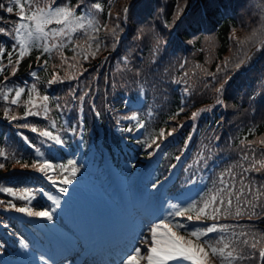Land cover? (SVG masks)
<instances>
[{
    "label": "trees",
    "instance_id": "16d2710c",
    "mask_svg": "<svg viewBox=\"0 0 264 264\" xmlns=\"http://www.w3.org/2000/svg\"><path fill=\"white\" fill-rule=\"evenodd\" d=\"M0 3L5 4L0 9V28L6 30L0 34V48L4 49L0 62L7 65L8 52H12L13 60L12 66L0 72V89L8 96V100L0 98V150L5 153L0 157V164L4 165L0 168V185L18 192L23 189L55 192L51 181L33 167L37 159L35 149L39 148L44 153L39 157L41 162L49 159L54 165L48 173L54 180L81 178V171L89 173L84 165L88 161L97 168L92 173L99 187L111 166L129 181L128 188L142 186L146 189L145 196L151 197L152 184L168 177L164 183L161 219L172 224L177 216L169 217V212L188 208L193 203L197 210L185 211L181 217L192 216L198 221V208L203 206V201L218 189H224L221 195L225 196V204L220 205L217 219L201 215L198 223L200 227L213 223L229 225L227 232L209 233L207 238L214 240L224 235L237 251L243 247V240L251 241L255 237L259 240L256 257L233 264H259L258 252L264 248V210L257 207L255 214H249L246 201L252 199L249 186L264 192L261 188L264 170L244 169L254 160L264 158V0H84L83 4L80 0H40V6L68 4L75 7L77 14L87 12V6L100 3L103 11L92 10L100 31L93 32L85 21L86 34L73 33L72 39L50 36L39 40L42 45L57 47L50 53H44L42 47H30L23 58L19 57L18 47L13 51V36L7 34L19 22V8L13 5L14 12L8 13V0ZM125 7L127 14L123 11ZM53 27L59 26L53 22L45 30ZM113 28L116 38L108 31ZM89 36L102 41L95 56L91 53L96 42L89 48ZM61 43L63 48H59ZM13 66L17 69L14 75ZM36 67L34 78L25 85L19 82L20 75ZM53 76H58L59 81L49 84ZM33 84L35 90H31ZM19 87L25 88V92L18 98V104H11ZM8 88L13 91L7 92ZM29 95L37 107L26 103ZM43 95L50 97L46 116L40 99ZM80 96H84L83 101L78 99ZM181 107L183 112L170 119ZM29 110L41 114L25 115ZM194 112L199 115L192 119ZM133 114L137 120L125 119ZM138 123L144 126L139 128ZM25 124L29 127H23ZM32 127L38 131L33 132ZM129 128L132 131L125 130ZM44 129L59 135L63 143L58 145L41 137L39 130ZM162 129L165 137L157 138ZM154 139L161 145L159 149ZM245 154L248 160L243 159ZM68 160L75 161L78 168L74 177L69 174L71 166L65 171L55 167L66 165ZM197 186L191 198H182L183 193ZM229 190L230 197L225 195ZM229 198L231 206L227 204ZM0 201H3L0 256H9L18 239L41 240L13 213L16 210L8 206L11 201L17 207H24L26 201L3 192ZM256 203L264 205V196ZM218 204L219 197L206 212L210 214ZM48 205L49 201L40 194L27 203L34 209ZM225 207L231 215L224 214ZM238 207L243 212L240 216L235 215ZM242 232L246 235H240ZM192 239L203 244L204 238ZM204 247L209 253L208 264H221L219 257L213 256L207 245Z\"/></svg>",
    "mask_w": 264,
    "mask_h": 264
},
{
    "label": "snow or ice",
    "instance_id": "6c2138e0",
    "mask_svg": "<svg viewBox=\"0 0 264 264\" xmlns=\"http://www.w3.org/2000/svg\"><path fill=\"white\" fill-rule=\"evenodd\" d=\"M84 0H80V4H83ZM9 6L6 7V11L8 13L14 12L13 5L17 6L19 8L18 17L19 22L15 25L14 31L11 33H7L13 36L14 43L12 45L13 51L17 49V47L20 49L19 51V57L23 58V56L29 51L30 47L35 48H43L44 53H50L52 48H56L57 45L53 44L51 47H49L46 43L40 44L36 43L38 40H46L48 37H68L69 39H72V34L77 32H83L87 33L88 27L85 25V21H87V25L91 26V29L93 32L98 33L100 31L99 27V21L96 20V17L94 16L92 10L95 9L97 11H103V8L100 3H95L91 6H87V12L81 11L80 14H77L75 11V7L69 6L68 4H65L63 6H56L52 7L50 4L40 6V0H8ZM78 4L76 7H79ZM5 4L0 3V9H4ZM124 13L127 14L128 8L125 7L123 9ZM179 16V12L177 15V18ZM53 22L58 25L59 27H53L48 29L47 31L46 26L53 24ZM173 23H175V19L173 20ZM104 28L107 29V25H104ZM262 28H264V24H262ZM108 31L111 33V35L116 38V29H108ZM6 30L4 28H0V34H5ZM256 35V31L253 32V36ZM27 41H31V44H29ZM95 41L96 42V49L95 51H92L91 55L95 56L100 48L102 41L97 36H89L88 37V47L91 48V43ZM64 45L61 43L59 45V48H63ZM4 52L3 48H0V55H2ZM85 59L88 58L87 55L84 56ZM20 63V60L17 59L15 61V64L18 65ZM48 61H44V64L47 65ZM243 63V62H241ZM13 60H12V52H8V62L7 65H4L2 62H0V72H3L5 70V67L12 66ZM237 68L240 67V64L236 65ZM16 67H12V75L16 72ZM32 76H36V72L31 73ZM214 75V74H213ZM74 78V77H71ZM5 80H9V77H5ZM59 81L58 76H53V79L48 81L49 84ZM36 85L33 84L31 90H35ZM221 89H217L218 92H220ZM13 91L12 88H8L7 92ZM185 92H188V89H184ZM25 92V88L19 87L15 90V97L11 99V104H18L19 103V97L22 93ZM87 95V93H85ZM0 98L4 100H8L7 93L0 89ZM41 105L44 115L46 116L49 109L48 101L50 97L48 95H43L41 98ZM80 101L84 100V96L78 97ZM26 103L32 104V97L29 95V99ZM217 103H221V101H217ZM33 107H37V105L32 104ZM59 108L60 106L57 105ZM183 108L181 107L179 111L175 113L174 116L170 117V119H175L176 116L180 115L181 112H183ZM201 111H204L203 109ZM40 111L33 112L31 110L26 111L25 115H40ZM5 115H8L7 111L5 112ZM199 115V112L192 113V119H195ZM12 119H16L15 116L12 117ZM125 119L130 120H137V115L133 114L130 117H125ZM53 126H55V122H53ZM144 125L142 123H138L137 127L142 128ZM23 127H29V125L25 124ZM182 127V125L180 126ZM31 130L33 132H37L38 129L36 127H32ZM73 131L75 129H72ZM126 131H132L131 128L125 129ZM39 135L41 137L48 138L52 141H54L56 144H62L63 141L60 138L59 135L53 133L52 131L48 129L39 130ZM168 135H172L171 132L168 133ZM165 132L162 129L157 138H164ZM24 140L26 143L30 142L28 141L27 137H24ZM264 142V141H262ZM153 143L155 144L156 149L160 148V144L156 143V140H153ZM32 147H35L34 145H30ZM151 147V145H149ZM37 159L33 163V167L39 172L44 174L49 181L52 183H55V180L52 175H49L48 173L53 169L54 165L49 159H44L43 162L39 159V157H43L44 153L40 151L39 148L35 149ZM5 153L3 150H0V157H4ZM177 160L180 159V157H176ZM244 160H248L249 156L245 154L243 156ZM19 163V161H17ZM71 166L69 174L71 176H75L78 172V168L75 167V161L68 160L67 164H59L55 165L56 168L60 169L61 171L68 170V167ZM4 165L0 164V168H3ZM175 167V165H173ZM264 170V158L259 160H254L248 168L244 169V171H255V172H261ZM230 171V170H229ZM59 174V173H57ZM223 183V181H221ZM63 183L65 184H71L72 180L65 178L63 180ZM157 184H152V188H156ZM261 188H264V185L261 186ZM249 192L252 193V199L247 200L246 204L249 209V214H255L256 208L260 207L262 210H264V205H258L256 201L260 199L261 196H264V192H262L259 189H253L249 186ZM41 192L43 189L40 190ZM61 192H66V188H60ZM244 189H240V193H243ZM0 192L7 193L12 197H15L20 200L26 201V204L24 207H17L16 204L12 203L11 201H8V206L11 208H14L19 213H26L28 216H36V217H43L47 220L51 221L53 220V213L48 211L47 209L42 211H34L30 207L27 206V203H30L32 199H34L33 190L31 189H23L14 190L11 187H5L0 185ZM224 192V189H218L215 193L210 194L209 198L203 201V206L198 208V215L196 219L199 221L201 218V215L205 216V218H211L213 220L217 219L218 214L221 213V207L220 205L225 204V196L221 195V193ZM227 196H231L232 193L229 190L227 193H225ZM217 197H219V204L212 208L211 213H207L206 209L210 208L212 205L217 203ZM48 199L52 201L53 204H55L57 207H59V201L57 198L49 195ZM240 196L237 194V200L239 201ZM0 203H3V201H0ZM231 199L229 198L227 200L228 206H231ZM175 207V206H173ZM189 210H197V205L195 203L191 204L188 208H184L181 210H178L176 212H169L168 216L172 217L173 215L181 216L185 211ZM224 214L225 215H231V213L228 210V207L224 208ZM242 210L238 207L237 211L235 213L236 216L242 215ZM188 221H192V216L187 217ZM174 227L185 229L188 227V225L182 224L180 222H174ZM229 229V225L227 224H216L213 223L211 225L205 226V227H199L194 226L191 228L190 235L194 237L197 241H200L201 238H204L203 244L200 243H193L192 240L184 241L182 237H179L176 235L175 232H173L172 227L169 226V224L164 223L163 220H161L159 223L152 224L149 227L150 232V238H145L141 241L142 244H147V247L145 249V253H142L141 247H134L131 254H128L126 258L122 259L121 264H141L142 261H146V264H186V262H191V264H208V258L209 253L206 251L204 245H207L208 248L211 249V254L213 256L219 257L221 264H233L234 261L239 260H246L251 261L253 258L256 257V249L258 248L259 240H257L255 237H253L250 240L245 239L241 242L243 247L239 251L235 247H232V241L225 237L224 235H220L218 238L212 240L208 239L209 233H224L227 232ZM235 235V234H233ZM240 235H246L245 233H240ZM227 240V242H225ZM219 245H223L220 247ZM227 250V251H226ZM42 261L45 260V258L42 256L40 257ZM258 261L259 264H264V248H260L258 252ZM46 264V262H45Z\"/></svg>",
    "mask_w": 264,
    "mask_h": 264
},
{
    "label": "rangeland",
    "instance_id": "374dc122",
    "mask_svg": "<svg viewBox=\"0 0 264 264\" xmlns=\"http://www.w3.org/2000/svg\"><path fill=\"white\" fill-rule=\"evenodd\" d=\"M38 41H36V43H38ZM27 42L31 44V41ZM80 177L79 179L73 180L74 182L69 185L73 190L67 187L66 192H61L60 188L63 187L60 185L55 186L56 190L62 193L65 199L59 198L55 193L43 191L37 193L33 191L32 194L34 198L36 194H40L43 199L49 201V205L45 208H30L34 211L47 209L53 213V220L55 221H49L43 217L28 216L26 213H19L17 211L13 212L20 218L26 217L30 225L43 231L44 244H42V246L37 243L26 245L23 241L17 242L9 250L11 257H14L9 259H14L11 261V264H14V262L20 264H25V262H29V264H45V262L46 264H121L122 259L126 258L128 254H131L136 240H138L137 244H139L137 247H141L142 253H145L147 244H142L141 241L145 238H150L149 227L145 232V229H142V226L138 223L137 226L141 227L144 233L143 236L136 234V230L131 229L128 223L121 219V211L119 208L126 209V206L120 201L119 204H110L108 200L100 194L99 190L94 188L96 183L89 175H85L81 172ZM123 184H125V182H123ZM128 194L129 192L127 188H125L124 191H122V195ZM49 195L58 199L59 207L48 199ZM68 195H70V197H68ZM127 208L131 210L135 209L138 212L142 211V213L147 214L150 218L157 217L156 211L150 210L149 204L145 205L141 202H137L134 197L130 199ZM59 217H62L69 223L72 230H74L73 233H71L72 230L67 229V226L57 220ZM154 222L156 224L157 221ZM193 223L189 224V226L192 227ZM130 225L134 226V224ZM51 228L56 231L55 233L63 236V240L69 244L72 252H74V255H68L70 259L67 262L58 258V256L62 254V249L64 247L62 241L57 238ZM127 235L132 238L130 245H128ZM117 236L119 237L118 242L120 246L119 250L114 251L116 255L114 257H109L105 262L97 259L96 254L99 252V249L102 250V248H107L108 245L113 243L114 237ZM187 239L196 243L189 237H187ZM122 242H125V244ZM94 244H98L99 246V249L96 251H93L92 248ZM111 255H113V253H107V256ZM42 256L45 258L44 261L40 259ZM86 259H88L87 263ZM141 264H146V261H142Z\"/></svg>",
    "mask_w": 264,
    "mask_h": 264
}]
</instances>
